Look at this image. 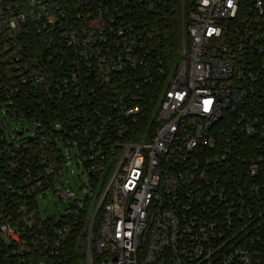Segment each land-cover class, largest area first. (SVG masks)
I'll return each mask as SVG.
<instances>
[{
    "label": "built area",
    "instance_id": "built-area-1",
    "mask_svg": "<svg viewBox=\"0 0 264 264\" xmlns=\"http://www.w3.org/2000/svg\"><path fill=\"white\" fill-rule=\"evenodd\" d=\"M0 112V264H264V0H0Z\"/></svg>",
    "mask_w": 264,
    "mask_h": 264
},
{
    "label": "rangeland",
    "instance_id": "rangeland-1",
    "mask_svg": "<svg viewBox=\"0 0 264 264\" xmlns=\"http://www.w3.org/2000/svg\"><path fill=\"white\" fill-rule=\"evenodd\" d=\"M171 24L173 30L178 29L179 25L175 21L172 20ZM0 126L5 130L7 135L11 134L12 136L22 130L31 128L27 122H24L23 124H18L14 120H12L8 115L1 112ZM28 136L29 134L25 133L24 137L27 138ZM18 140L21 139L18 138ZM72 154L75 156V151H72ZM77 164L78 163L76 158L73 157L71 167L68 171H66V174L63 177V184L66 186L67 189L76 192L79 197H84L85 191L90 187V182L88 178L83 174V169L79 168ZM71 171H73V173ZM82 185L85 187L84 189H81ZM38 202L42 216L44 218H55L56 220H58L60 216L66 212L69 206V203H62L53 192H48L45 197L40 196L38 198ZM83 264H88V262L84 259ZM94 264H98L97 257L95 256Z\"/></svg>",
    "mask_w": 264,
    "mask_h": 264
},
{
    "label": "trees",
    "instance_id": "trees-1",
    "mask_svg": "<svg viewBox=\"0 0 264 264\" xmlns=\"http://www.w3.org/2000/svg\"><path fill=\"white\" fill-rule=\"evenodd\" d=\"M179 27L177 30H173L172 24L170 23L169 28L166 30V39L161 44L162 53L170 52L175 57L179 51L180 45V19L178 15L173 19ZM84 226L80 225L69 238L68 250L70 254V264H83L85 258L83 253V231Z\"/></svg>",
    "mask_w": 264,
    "mask_h": 264
}]
</instances>
